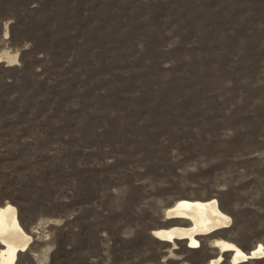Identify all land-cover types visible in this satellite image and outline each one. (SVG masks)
<instances>
[{"label":"rangeland","instance_id":"1","mask_svg":"<svg viewBox=\"0 0 264 264\" xmlns=\"http://www.w3.org/2000/svg\"><path fill=\"white\" fill-rule=\"evenodd\" d=\"M117 1L0 0V207L33 236L16 264H229L215 239L264 245V0ZM63 108L81 129L53 127ZM181 197L230 226L161 239L190 225L165 215Z\"/></svg>","mask_w":264,"mask_h":264},{"label":"bare ground","instance_id":"2","mask_svg":"<svg viewBox=\"0 0 264 264\" xmlns=\"http://www.w3.org/2000/svg\"><path fill=\"white\" fill-rule=\"evenodd\" d=\"M165 215L167 218L187 219L190 225L176 224L167 228H159L153 231L154 234L170 242L186 239L188 245L194 248L201 246L200 235L214 234L230 226L232 221L231 217L220 208L216 198L202 201L181 197L168 208ZM32 239L33 236L28 234L20 224L18 208L12 203L0 207V240L4 244V247L0 249V264H16L18 251L27 248ZM214 244L220 248L221 252L230 251L232 253L229 264H239L264 254L263 244H258L249 251H244L235 243L223 238L215 239ZM223 260L224 257L220 253L208 264H220Z\"/></svg>","mask_w":264,"mask_h":264},{"label":"trees","instance_id":"3","mask_svg":"<svg viewBox=\"0 0 264 264\" xmlns=\"http://www.w3.org/2000/svg\"><path fill=\"white\" fill-rule=\"evenodd\" d=\"M119 1H121V0H118L117 2H119ZM233 0H225L224 2H226V3H231ZM113 6V8L114 9H117L118 10V7H117V5H112ZM130 17V16H129ZM135 18H138V17H135ZM130 19L131 20H134V18L133 17H130ZM116 22V21H115ZM124 24H122V25H120V23H117V26L118 27H122ZM131 28V26L128 28V29H126L127 30V32L129 31V29ZM132 32V31H131ZM211 62H214V60L212 59L211 60ZM200 66H201V64L200 63H198ZM206 72H204V73H202V74H205ZM93 90L94 89H92V92L90 93V95L91 96H93ZM122 90H125V89H122ZM126 91V90H125ZM123 95L121 94V96H120V98L119 99H121V100H123L124 98L122 97ZM108 98V96H104L103 97V99L105 100V99H107ZM127 99V98H126ZM114 101H115V99H114ZM167 101H169L168 99H166V101H165V104H166V102ZM36 105H38V103H35ZM106 106V105H105ZM115 106V103H113V107ZM50 107V105H47V108H49ZM113 107H111V106H107V107H104L103 109H105V110H107L108 111V115H109V112L112 110L111 108H113ZM32 107H31V105L27 108H24V109H22L21 110V115H24V116H27V118H26V120H24L23 122H24V124H26V125H29V124H33V122H34V119H36V118H33V117H31V118H29V116H33L34 114L32 113L31 114V112H32V109H31ZM40 108V107H39ZM115 108L117 109V106H115ZM45 109H46V106L45 107H43V109L42 108H40L39 109V114H41V113H43L44 111H45ZM35 110H37V109H35ZM57 111V114H58V118H62L63 119V121L65 122V123H58V124H55V123H52V125H53V127H55V128H58V129H61L62 130V128H65V130H64V132H69V133H72V132H75V131H77V130H79V129H81L80 127H81V125L80 124H82V120H80L79 118H78V116L82 113L81 112V110L79 109V111L77 110V112H75V111H70V109L67 111V109H65V108H63V109H61V110H56ZM60 114H62V117H60ZM128 115H130V114H128ZM128 115H126V114H124V111L123 112H120V113H118V114H112V118L113 119H116V117H118V118H122L123 116H128ZM100 119H102L101 121H105V118H103L101 115H99V116H97L96 115V113H94V114H92L91 115V117L87 120V121H84V122H88L87 124H89V126L87 127V132H86V135H89V136H92V133H93V127L95 126L94 124H95V122L96 121H100ZM110 119V118H109ZM81 122V123H80ZM107 123H108V119H107V121H106ZM36 126L35 125H33L32 126V128H35ZM31 129V128H30ZM92 143H94V141H91ZM87 148H91V147H93L94 146V144H89V145H85ZM77 190H79V188L77 189ZM53 195H54V191H53V193H51V195L49 196V198H50V200L53 198ZM56 203H58L60 206H63V203H61V202H56ZM79 229V228H78ZM85 240V239H84ZM76 251H79V250H75L74 252H76ZM62 264H66V263H62Z\"/></svg>","mask_w":264,"mask_h":264}]
</instances>
